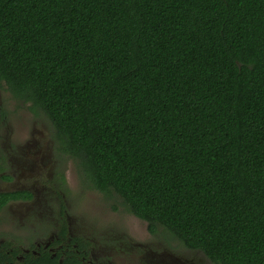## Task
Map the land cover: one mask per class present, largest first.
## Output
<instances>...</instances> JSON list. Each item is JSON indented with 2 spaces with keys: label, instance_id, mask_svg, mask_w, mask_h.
I'll return each mask as SVG.
<instances>
[{
  "label": "trees",
  "instance_id": "1",
  "mask_svg": "<svg viewBox=\"0 0 264 264\" xmlns=\"http://www.w3.org/2000/svg\"><path fill=\"white\" fill-rule=\"evenodd\" d=\"M2 84L149 232L264 264V0H0Z\"/></svg>",
  "mask_w": 264,
  "mask_h": 264
},
{
  "label": "rangeland",
  "instance_id": "2",
  "mask_svg": "<svg viewBox=\"0 0 264 264\" xmlns=\"http://www.w3.org/2000/svg\"><path fill=\"white\" fill-rule=\"evenodd\" d=\"M0 108V190L32 186L34 197L14 202L0 210V240L25 245L46 240L57 232L58 207L63 200L72 237L88 241L90 258L100 264H166L178 253L201 256L166 233L151 234L146 222L128 212L117 195L108 196L85 186L76 162L66 154H54L49 121L30 111L28 103L14 98L2 84ZM26 155L30 157H26ZM53 167L65 172V183L55 185L49 174ZM18 177L11 179L9 171ZM61 194L59 198L58 195ZM31 241V242H32ZM179 245L175 244V242ZM125 261H118L120 256Z\"/></svg>",
  "mask_w": 264,
  "mask_h": 264
},
{
  "label": "flooded vegetation",
  "instance_id": "3",
  "mask_svg": "<svg viewBox=\"0 0 264 264\" xmlns=\"http://www.w3.org/2000/svg\"><path fill=\"white\" fill-rule=\"evenodd\" d=\"M30 136L32 138H38L40 136H43L48 140L51 139L53 141V144H54V147H53L54 154L55 153L56 154L61 153L56 149V146H55L56 143H55V140H54L51 132H50V136H48V137H46L45 135H38L37 131L35 130V126H33V130L31 132ZM61 154H63V153H61ZM26 157H30V156L26 155ZM9 172L11 173V176L9 175V177H11V179L18 177V173H16L14 170H11ZM49 174L54 179L55 185L58 184L59 186H62L65 183V172H64V170L60 169L59 167H53L52 171H50ZM84 185L87 186L85 183H84ZM14 191L19 193L20 196L6 200L5 203H3L0 206V210L7 204L14 203V202H20V201H28L34 197V190L32 189L31 185L25 186V187L15 188V189H11V190H0V193L14 192ZM58 197L60 198L61 194H59ZM135 217H137V216H135ZM57 223H58L57 232L51 238L48 237L46 240H37V241L29 240L23 246L13 245L7 241H1L0 240V246H2V247L4 246V248H2V249L6 250V251L12 250L14 253L16 252L11 257V261L9 263L10 264H23L26 255L31 254L33 256H38L43 252H48L49 254H51V256L57 257L59 261H62L67 256L74 255L79 259L78 264H100V263H97L93 259H88V258H90V254H91V252L88 251V245H89L88 241H85V240L83 241L79 237H72L70 235L68 219L66 216V209H65L64 202L61 198H60V203H59V207H58V221H57ZM146 226H147V223H146ZM148 232H149V230H148ZM149 233H151V232H149ZM77 238L81 241V244L78 242ZM175 244L177 245V247L179 246L177 244V242H175ZM181 249H188L189 251H195V252L200 251L198 249L187 248L184 246ZM124 258H129L130 261L132 262L131 257H129L128 255L127 256H120L118 261H125ZM169 258H170V261L166 264H212V262L203 253L201 254V256L199 258H197L195 254H186V253H184V254L178 253L176 256H169Z\"/></svg>",
  "mask_w": 264,
  "mask_h": 264
}]
</instances>
